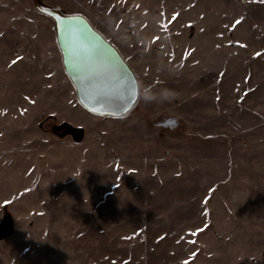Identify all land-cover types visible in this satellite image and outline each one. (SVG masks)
<instances>
[{
  "label": "rangeland",
  "instance_id": "374dc122",
  "mask_svg": "<svg viewBox=\"0 0 264 264\" xmlns=\"http://www.w3.org/2000/svg\"><path fill=\"white\" fill-rule=\"evenodd\" d=\"M43 2L86 15L141 99L92 115L53 21L0 0V264H264V0Z\"/></svg>",
  "mask_w": 264,
  "mask_h": 264
},
{
  "label": "water",
  "instance_id": "95a60500",
  "mask_svg": "<svg viewBox=\"0 0 264 264\" xmlns=\"http://www.w3.org/2000/svg\"><path fill=\"white\" fill-rule=\"evenodd\" d=\"M34 9L53 21L64 70L81 106L94 115L122 118L136 109L141 86L135 69L82 13H69L43 0H32ZM166 119L160 125H172Z\"/></svg>",
  "mask_w": 264,
  "mask_h": 264
},
{
  "label": "crops",
  "instance_id": "0c3cea01",
  "mask_svg": "<svg viewBox=\"0 0 264 264\" xmlns=\"http://www.w3.org/2000/svg\"><path fill=\"white\" fill-rule=\"evenodd\" d=\"M87 110V109H86ZM91 113V112H90ZM92 114V113H91ZM92 115H94V114H92ZM94 116H97V115H94ZM97 117H101V116H97ZM108 118V117H107Z\"/></svg>",
  "mask_w": 264,
  "mask_h": 264
},
{
  "label": "clouds",
  "instance_id": "9594fccd",
  "mask_svg": "<svg viewBox=\"0 0 264 264\" xmlns=\"http://www.w3.org/2000/svg\"><path fill=\"white\" fill-rule=\"evenodd\" d=\"M149 99H151V97H149Z\"/></svg>",
  "mask_w": 264,
  "mask_h": 264
}]
</instances>
